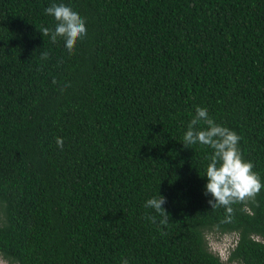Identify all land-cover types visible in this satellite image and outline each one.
I'll list each match as a JSON object with an SVG mask.
<instances>
[{
    "label": "trees",
    "instance_id": "16d2710c",
    "mask_svg": "<svg viewBox=\"0 0 264 264\" xmlns=\"http://www.w3.org/2000/svg\"><path fill=\"white\" fill-rule=\"evenodd\" d=\"M53 2L0 0L2 258L264 264V0H65L87 28L72 50L42 33ZM197 106L259 192L211 208L213 149L183 144ZM160 194L166 213L145 207ZM213 231L237 238L226 260Z\"/></svg>",
    "mask_w": 264,
    "mask_h": 264
},
{
    "label": "clouds",
    "instance_id": "9594fccd",
    "mask_svg": "<svg viewBox=\"0 0 264 264\" xmlns=\"http://www.w3.org/2000/svg\"><path fill=\"white\" fill-rule=\"evenodd\" d=\"M45 13L51 15L56 23L51 28H43V35H48L50 39L62 35L64 46L68 50H72L75 42L87 32L85 18L65 0H55L45 8ZM201 121L207 125L206 128L195 127ZM239 139L235 131L217 124L209 116L207 108L196 107L195 115L184 133L183 144L186 147L202 144L213 149L211 163L208 164L205 175L207 178L205 194L212 197L208 200L211 208L217 204L228 206L234 201L244 200L259 192L262 187L257 174L252 171V163L241 156L238 148ZM56 142L58 147L63 148L62 138L58 137ZM164 204L165 197L160 194L159 198H149L145 202V207L166 213ZM226 210L229 213L232 211L231 207H227ZM122 264H129V261L123 259Z\"/></svg>",
    "mask_w": 264,
    "mask_h": 264
},
{
    "label": "rangeland",
    "instance_id": "374dc122",
    "mask_svg": "<svg viewBox=\"0 0 264 264\" xmlns=\"http://www.w3.org/2000/svg\"><path fill=\"white\" fill-rule=\"evenodd\" d=\"M236 236L234 234H223L220 232H210L207 235V241L209 243L210 249L222 257L223 260H226L227 252L232 250L236 243ZM0 264H9L2 256L0 255ZM239 264V263H231Z\"/></svg>",
    "mask_w": 264,
    "mask_h": 264
}]
</instances>
